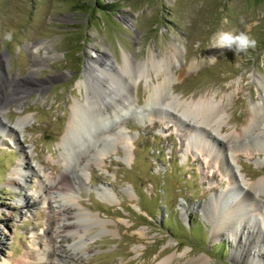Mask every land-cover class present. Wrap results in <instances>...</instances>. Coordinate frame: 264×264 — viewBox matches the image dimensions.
Here are the masks:
<instances>
[{
	"label": "rangeland",
	"instance_id": "374dc122",
	"mask_svg": "<svg viewBox=\"0 0 264 264\" xmlns=\"http://www.w3.org/2000/svg\"><path fill=\"white\" fill-rule=\"evenodd\" d=\"M219 30L247 31L257 46L237 55L211 47ZM99 54L135 107L96 141L113 125L97 127L96 107L84 106V121L62 144L71 106L99 91L84 83L87 62ZM34 58L40 66L32 71ZM151 59L156 66L147 67ZM156 67L172 72L170 90L181 101L223 100L219 133H238L264 94V0H0V259H23L29 250L25 260L49 262L55 246L68 264H156L170 256V264L199 256L206 264H264V188L253 195L235 183L264 176V116L229 143L168 106L145 107L144 76L149 85L163 78ZM61 169L77 182L71 201L43 188ZM246 191L242 225L261 232L257 245L237 254L239 237L226 226L214 232L208 204ZM60 204L62 221L84 225L83 251L70 234L60 241L53 233ZM77 208L89 219L80 223Z\"/></svg>",
	"mask_w": 264,
	"mask_h": 264
},
{
	"label": "bare ground",
	"instance_id": "6f19581e",
	"mask_svg": "<svg viewBox=\"0 0 264 264\" xmlns=\"http://www.w3.org/2000/svg\"><path fill=\"white\" fill-rule=\"evenodd\" d=\"M97 57H98L97 60L95 61L91 60L90 62H87V66L84 70L86 72V77L89 76V78H87V80L84 79V83L85 81L86 82L88 81L89 84H92L93 86L97 87L99 91H96V92L94 91L96 93V96L90 97L93 99L92 102L90 101L91 103L88 101L90 98L86 95L85 97H82L81 101L79 100L75 101L74 104L71 106V112L68 118V122H67L65 131L61 138L62 144L65 142L67 143V141L71 140V138L73 137L72 134H74V132L78 130L79 126L84 121L83 115L86 109L84 106H87V108H89L94 105V108L96 107L95 111L93 112H95L97 116L96 118L99 119L97 127H101V124L105 125L107 123H112L113 125L111 127L112 129H110L107 133L101 132L104 130L106 131L107 129L106 126H103L99 133L100 136H97L96 141L101 140L103 137L105 138L107 136L113 135L114 131H117L114 128V127H117L115 123L119 119V117H121L122 113L133 110L135 107L133 101H131V95L129 93V90L128 89L126 90L122 87L119 88L120 86H119V81L117 80L118 79L117 76L113 72L109 71L108 68L105 67V65L108 64V60L106 61L107 58L106 59L101 58V54L97 55ZM39 60L40 59L38 58H34V62H33L34 69L32 71L36 69V66L37 67L40 66ZM148 65L150 67L156 66V61L154 59H151L149 60L147 67ZM183 71H185L184 68H183ZM31 73H34V72H31ZM155 73H156L157 78H158V74L163 75V78L161 77L162 80L157 81L156 84L151 83V85H149L148 82L149 80H151V78L150 77L147 78V76L146 77L144 76V79L147 83L146 91L148 92L147 97L145 98L144 106L145 107L148 105L149 106L155 105V107H157V105L159 107L168 106L169 108H172L180 112L182 116L188 117L194 123L196 124L198 123L197 124L198 126L200 124H203L206 127L210 128L213 132H215L218 136L222 138L221 140H224L223 138H225L226 141L229 143L234 142V141L239 142V139L241 138V136H244L245 134H248L250 131H252V128L255 127L257 123L261 120V118L264 116V94H263L260 97V101L254 102V104H252L251 109H250V116L247 120L246 126L243 127L241 130H239L238 133L233 132V133H225L222 135L221 133H219V129L221 127V122H222L221 120L222 116L218 115V113L219 112L221 113L223 111L222 110L223 100L221 99L217 100L216 98H214V96H212V97L200 98L197 100L181 101L176 95L173 94V91L170 90V83L174 79L172 72H170L169 69L158 70L157 68V70H155ZM182 73L183 72H180V74ZM129 80H131V77ZM79 84L80 83H78V85ZM110 92L111 94L113 93L112 94L113 96L109 95ZM4 93L8 94L14 99H20L22 97L21 94L14 93V91L12 90L5 89ZM166 100L167 102H165ZM106 103H108L109 105H106ZM107 107H109L108 108L109 110L107 109ZM216 116L219 119H215ZM210 122L212 123L210 124ZM200 130H201L200 128L195 126V130H193V132L196 131L199 133H202V132L209 133L207 129L206 131H202V132ZM94 132L96 133L97 129ZM88 135H89L88 138L90 137L92 138L91 133H88ZM93 137L95 138V136ZM201 141L202 140L199 139V142ZM229 143H228V146H231ZM241 145L242 144H240V146ZM211 151L213 152V150ZM216 151L217 150H214L215 153ZM101 155H103V153ZM57 161L60 162V158H57ZM18 165L21 166L22 164L19 163ZM66 169H61L59 174L56 176V178L52 181L47 182L45 185H43V188L47 192L55 191V193H57V196L60 197L59 200L66 199V201H71L73 199L71 198L70 194L72 193L73 188L75 187L77 182L73 179L72 176H70V174L67 172ZM77 180L82 181V178L80 176H77ZM9 182L10 184H16L17 181L10 180ZM240 182L242 184H240ZM240 182L239 181L235 182L237 184V187L241 186V189H244L243 188L244 186L247 188V190L249 189L252 190V192L254 193L253 195H256L257 193H259L261 189L264 188V176L259 178L255 182L248 183L243 179H240ZM245 193H246V196L241 198L239 197V193L228 194L226 192L225 193L223 192L221 201L218 202V199L213 197L210 203L208 204V206L212 208L213 217L216 218V219L213 218V225L215 228L214 232L216 233V231H219V229H222V227L226 226V228H229L228 229L229 231H234L237 238L239 237L238 241L239 243L243 245V247L242 246L238 247L237 254L241 251L248 253V247L250 243L253 245H257L258 234H260L261 232L260 227H256L257 229L252 228V230H249L246 224L242 225V223H244V217L247 215V213L245 212L246 202L248 199H250V197H252V194L250 193V191H246ZM224 197H226V199ZM227 198H235L236 199L235 205L234 204L230 205V202L227 200ZM54 202L55 201H53V203ZM25 203H26V206H28L29 202L26 201ZM75 213L79 219L78 220L79 222L80 220L82 222L86 219H89L88 216H90L89 214L85 213L83 210L79 208L76 209ZM64 214H65V208L61 204L58 205V207L55 210L53 209L54 218L55 220L57 219V221L59 222L57 226L54 228L53 233L55 234L57 238H61L60 241L66 240V236L64 234H70L71 239L73 241V246H76L79 250H81L83 245L87 243L85 241L88 240L87 234H86L87 232L83 228L84 225L82 224L77 225L74 223L62 221L63 220L62 217L64 216ZM262 223L264 224V214L262 217ZM230 224L231 226H229ZM249 237L251 238L250 241H249L250 239ZM33 254H34L33 251L28 250L25 252L24 258H30L31 256H33ZM59 254H60L59 250L54 246L52 247L50 252L46 254L49 262L40 261L38 258H37L38 260L34 259L33 262L27 261L24 258L10 260L2 256L0 259V264H68L67 261L64 258H62L63 255L61 256ZM249 254H251L252 256L251 252ZM65 256H66L65 258H68L70 260H76V262L79 259V258L74 259V256H72L71 254H67V255L65 254ZM171 258L172 256L165 257L161 259L160 261H158L156 264H170ZM207 260L208 258L206 256H199L195 258L194 262H192L191 264H206Z\"/></svg>",
	"mask_w": 264,
	"mask_h": 264
},
{
	"label": "clouds",
	"instance_id": "9594fccd",
	"mask_svg": "<svg viewBox=\"0 0 264 264\" xmlns=\"http://www.w3.org/2000/svg\"><path fill=\"white\" fill-rule=\"evenodd\" d=\"M4 39L11 42L13 35L11 32H6L4 34ZM199 45H197L198 47ZM257 46V40L249 34L247 31H217L211 38V47L228 49L233 51L235 55L241 53H247L249 49H255ZM215 56L211 57L214 62Z\"/></svg>",
	"mask_w": 264,
	"mask_h": 264
}]
</instances>
